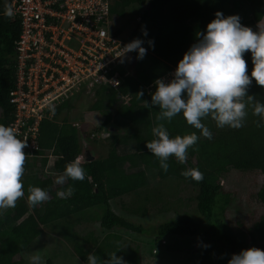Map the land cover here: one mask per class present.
<instances>
[{
	"label": "trees",
	"instance_id": "obj_1",
	"mask_svg": "<svg viewBox=\"0 0 264 264\" xmlns=\"http://www.w3.org/2000/svg\"><path fill=\"white\" fill-rule=\"evenodd\" d=\"M113 1L120 3V16L125 22L134 23L127 39H143L142 46L147 51L139 60L132 51L125 70L119 67L123 72L117 90L107 86L94 90L97 98L89 110H96L103 117L94 130L102 131V125L106 126L109 121L116 126L112 129L106 127L109 134L100 141L108 140L107 153H99L90 161H80L86 172L84 180H69L65 185H58L55 178L80 154L83 143L95 142L102 134L77 130V125L67 116L72 106L68 99L55 107L53 118L41 120L38 142L46 153L55 155L53 171L44 170L46 157L25 158V171L21 177L24 196L18 198L14 208L5 210L0 216V264H26L23 252L49 231L67 242L75 252L74 257L82 264L89 252L105 259L117 251L116 255L122 256L128 264H148L152 259V264H159L164 255H171L174 264H186L187 258L194 259L195 264H227L231 255L242 249L256 247L264 250V215L248 225L240 220L237 227L228 224L223 212L230 202V195L223 190L221 182L230 169L259 171L262 182L256 197L264 204V127H257L259 117L253 114L256 101L264 102V86L256 84L252 78L247 95L253 98H246L247 116L242 127L218 128L210 117L203 119L212 133L211 139L187 124L182 114H177L171 121H157L159 108H145L144 103V100L150 101L153 92L147 93V87L172 66H177L185 51L196 41V33L205 30L217 11L225 16L238 14L241 24L255 31L257 23L264 17V0ZM9 4L10 0H0V124L5 126H8L13 110L8 98L16 81L13 57L21 28L19 17L4 14ZM142 26L147 29L146 37L142 35ZM149 39L154 41V47L148 46ZM244 59L250 74L253 68L251 53L245 52ZM140 91H143L141 98L137 94ZM119 92L127 96L126 102ZM58 114H61L59 121L56 120ZM160 122L165 124L171 137L191 132H196L199 137L188 149L185 163L180 164L174 157H169L166 172L145 144L154 138L151 129ZM118 127H123L124 133L120 134ZM187 168H198L203 173V180L197 182L182 176L181 170ZM69 184L74 188L73 194L67 199L58 198L56 192ZM29 186L46 190L49 200L35 207L29 206ZM189 187L193 195L187 199L194 201L198 217L184 211L176 217L144 227L114 210L115 204H120L127 211L143 216L154 205L157 213L163 214L170 209L165 196L174 194L176 201L182 202L180 191ZM130 195L135 208L123 203V197ZM93 222H98L99 227L107 231L99 241L93 228L80 230ZM114 228L145 235L147 231L152 234L151 244L148 249L143 243L141 249L125 242L124 246L118 233L112 231ZM195 240L200 243L194 248ZM188 244L189 247H185ZM202 244L210 246L205 248ZM156 246L161 248L159 256H155L159 254L155 253ZM44 261L51 264L49 258Z\"/></svg>",
	"mask_w": 264,
	"mask_h": 264
},
{
	"label": "clouds",
	"instance_id": "obj_2",
	"mask_svg": "<svg viewBox=\"0 0 264 264\" xmlns=\"http://www.w3.org/2000/svg\"><path fill=\"white\" fill-rule=\"evenodd\" d=\"M111 13L110 8V15ZM4 14L12 16L11 6L6 7ZM240 20L238 14L225 16L217 11L215 18L207 23L205 30L196 33V41L178 61L171 79L166 81L164 78H158L155 81V91L152 92L150 101L144 100V103L145 108L151 106L159 108L157 121H171L177 114H182L187 124L200 130V135L209 139L212 133L202 122L205 118L213 119L218 128L227 126L237 129L243 126L247 116L246 98L248 100L253 98L247 95L248 86L253 83L252 78L256 84L264 86V28L258 27L254 31L242 25ZM113 22L112 19V29L116 37L120 34L128 36L117 26H113ZM141 31L143 36L148 35L146 27L142 26ZM122 39L127 43L121 48L120 57L135 51L136 59H143L147 51L142 46L145 43L143 39L128 40L127 37ZM147 44L154 47V41L151 39L147 40ZM245 52L251 53L253 68L250 74L247 72L244 59ZM88 94L89 92L77 97L82 99ZM137 94L141 98L143 91ZM49 107L51 111H55L54 105ZM253 114L259 117L257 127H264V102L256 101ZM151 131L154 138L145 142L146 147L158 158L160 168L165 172L169 168L170 156L180 164L185 163L188 149L199 139L196 132L171 137L163 122L157 123ZM83 145L86 147L84 143ZM26 147L27 140L19 139L12 127L0 124V216L5 210L14 208L18 198L24 196L21 177L25 171V158L29 157L23 151ZM40 149L43 150V155L33 156L40 159L46 157L44 170L53 171L55 155L46 153L41 147ZM79 159L80 154L66 165L62 174L55 178L56 184L65 185L69 180L85 179L86 172ZM181 175L197 182L204 178L198 168L182 169ZM73 192L74 188L69 184L58 190L56 196L67 199ZM48 200L49 193L46 190L38 186H29L27 195L29 206L35 207ZM202 246L206 248L210 245ZM116 252H111L105 259L98 257L94 252H89L84 264H128L122 256L116 255ZM28 261L29 264H45L39 254L30 255ZM227 264H264V250L256 247L242 249L238 253H233Z\"/></svg>",
	"mask_w": 264,
	"mask_h": 264
},
{
	"label": "built area",
	"instance_id": "obj_3",
	"mask_svg": "<svg viewBox=\"0 0 264 264\" xmlns=\"http://www.w3.org/2000/svg\"><path fill=\"white\" fill-rule=\"evenodd\" d=\"M9 6L21 28L8 126L27 140L26 155L41 156L37 140L41 120L53 118L49 106L100 86L117 90L119 55L127 42H118L113 32L109 0H10ZM175 67L159 78L171 79ZM154 89L155 83L147 92ZM120 93L126 102L127 96Z\"/></svg>",
	"mask_w": 264,
	"mask_h": 264
},
{
	"label": "rangeland",
	"instance_id": "obj_4",
	"mask_svg": "<svg viewBox=\"0 0 264 264\" xmlns=\"http://www.w3.org/2000/svg\"><path fill=\"white\" fill-rule=\"evenodd\" d=\"M110 4H111L112 16L114 19L113 26H117V28L122 33L128 35L129 32L133 29L134 23L125 22L126 20L120 16L119 11L121 9V5L119 2L112 0ZM256 27L257 29L258 27L264 28V17L257 23ZM123 37H128V36H123L122 34H120L117 37V41L124 42L122 39ZM132 55L133 53L131 54V52H129L126 53L125 56L120 57L119 66L122 67V69H124V66L126 67L125 63L127 64L131 61ZM118 71H119V75L120 73L123 72V70L120 69H118ZM96 98H97V94L94 93V89H93L89 92L88 95V99H90V103L86 104L85 106L79 107V110L80 111L83 110V112L80 113L79 115L80 118L78 121L71 120L72 117L71 112L75 108L76 106L75 104L80 101L79 100L77 101L76 97H72L68 99L72 103V106L70 109L71 114L69 113L67 114V116L71 123L77 122L78 125L77 130L79 132L92 131L98 135L102 134L99 136V138L97 137L98 140H95V142L87 141V145L88 147H91L90 150L94 151L96 154H98L99 152L100 154H106L107 147L109 145L108 140L104 142H100L102 141V138L108 136L109 134L107 132L106 126L103 127L102 125L103 130L99 132L94 130L95 127L100 125L103 117L100 112L91 109L89 110V106L91 105L92 102L95 101ZM121 99L123 100L122 97ZM61 114L62 116L65 115V113H61ZM61 114L57 115L56 120L58 121L60 120ZM110 123L112 122L109 121L108 125ZM114 126L115 124H113V127ZM118 130L120 131V134H122L124 133L125 129L123 127H118ZM85 148H87V146ZM152 177L153 176H151V178ZM221 182H222L223 190L225 192H228L230 195V202L225 207V210L223 212L224 220L228 224H230L232 227H237V221L240 220L244 225H248L253 220L259 218V216L264 215V204L261 201H259L256 197L257 190L262 182V174L259 171L255 170L248 172H239L236 171L235 169H230L221 178ZM192 195L193 192L191 188L190 187L185 188L180 191V196L183 201L177 202L175 195L169 193V195L165 197L168 198L167 202L168 205L170 206V209L163 214H158L157 208L154 205H151V207H149L148 212L143 216H139V214H135L133 212L127 211L125 208H123V206H120V204H115L114 210L117 211V213L125 216L129 221H132L137 224H141L144 227H149L152 225H156L157 223H159L160 221L166 218L170 219V217H176L177 214H182L184 211L190 212L194 217H198V212L197 210H195L194 207L195 206L194 201L187 199V197ZM132 200L133 197H131V195L123 197V203L125 204L126 207L135 208L136 206L135 201ZM83 228H85V230H88L89 228H93L94 234L98 235V241L99 239L101 240L103 236L105 237V235L107 234L106 233L107 231L102 230L99 227L98 222H93L91 226H87V227L83 226L80 228V230L85 231ZM112 231L118 233V235L120 236V241L122 243L125 242L126 245H131L135 248H140L141 243H143V245L147 244V249H148L149 245L151 244L149 240L151 239L152 234H149V232L147 231H145L147 233L146 235L131 232L124 228H114ZM198 243H200V240L193 241L194 248L197 247ZM185 247H189V244L186 245ZM155 249H157L155 253H159L156 254L155 256H159L161 254L160 252L161 248H158V246H156ZM23 254L26 259L25 260L26 264H29L28 257L33 254H39L43 259L49 258L51 264H82V262L80 263L74 257L75 252L72 250L69 244L65 241H61L60 238H58V236H56L54 233L50 231L44 232V234L36 241H34V243H32V245L23 252ZM194 254H196V251ZM173 260L174 258H172L171 255L170 256L164 255L160 259L159 264H174ZM187 260L188 262L186 264H195L194 259L190 260L189 258H187ZM149 261L151 263L148 262V264L154 263L153 259Z\"/></svg>",
	"mask_w": 264,
	"mask_h": 264
},
{
	"label": "water",
	"instance_id": "obj_5",
	"mask_svg": "<svg viewBox=\"0 0 264 264\" xmlns=\"http://www.w3.org/2000/svg\"><path fill=\"white\" fill-rule=\"evenodd\" d=\"M79 104V103H78ZM76 105L75 106V108L72 110V117H71V120L72 121H78L79 120V115H80V113L81 112H83V110H79V107H82V106H80V105ZM76 116V117H75ZM73 124H75V125H77V122H74ZM121 130V129H120ZM95 157H94V155L93 154H91L90 152H89V150L87 149V148H85V146L83 145V148H82V150H81V152H80V161H90V160H92V159H94Z\"/></svg>",
	"mask_w": 264,
	"mask_h": 264
},
{
	"label": "flooded vegetation",
	"instance_id": "obj_6",
	"mask_svg": "<svg viewBox=\"0 0 264 264\" xmlns=\"http://www.w3.org/2000/svg\"><path fill=\"white\" fill-rule=\"evenodd\" d=\"M89 95V94H88ZM88 95L87 96H85V98H82V99H78V97L76 98L77 99V101L79 100L80 102H78L79 104L78 105H80V106H85L86 104H88V103H90V99H88ZM76 103V102H75ZM75 105H77V103L75 104ZM112 122V121H111ZM114 124V123H113ZM113 124L112 123H110L109 125L107 124L106 125V127L107 128H110V129H112L113 128ZM78 126V125H77ZM115 127V126H114ZM84 139V138H83ZM87 145V144H86ZM90 148L91 147H88L87 146V149L89 150V152L91 153V154H95V153H93L94 151H91L90 150Z\"/></svg>",
	"mask_w": 264,
	"mask_h": 264
},
{
	"label": "crops",
	"instance_id": "obj_7",
	"mask_svg": "<svg viewBox=\"0 0 264 264\" xmlns=\"http://www.w3.org/2000/svg\"><path fill=\"white\" fill-rule=\"evenodd\" d=\"M99 153H100V152H99ZM99 153H98V154H99ZM95 156H97V154H95Z\"/></svg>",
	"mask_w": 264,
	"mask_h": 264
}]
</instances>
